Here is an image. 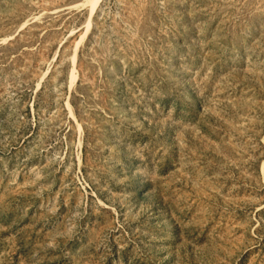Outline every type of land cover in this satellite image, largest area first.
I'll return each mask as SVG.
<instances>
[{
  "label": "rangeland",
  "instance_id": "1",
  "mask_svg": "<svg viewBox=\"0 0 264 264\" xmlns=\"http://www.w3.org/2000/svg\"><path fill=\"white\" fill-rule=\"evenodd\" d=\"M0 264H264V0H0Z\"/></svg>",
  "mask_w": 264,
  "mask_h": 264
},
{
  "label": "bare ground",
  "instance_id": "2",
  "mask_svg": "<svg viewBox=\"0 0 264 264\" xmlns=\"http://www.w3.org/2000/svg\"><path fill=\"white\" fill-rule=\"evenodd\" d=\"M99 2H100V0H90V3L92 5V13L95 10V8L97 7Z\"/></svg>",
  "mask_w": 264,
  "mask_h": 264
},
{
  "label": "trees",
  "instance_id": "3",
  "mask_svg": "<svg viewBox=\"0 0 264 264\" xmlns=\"http://www.w3.org/2000/svg\"><path fill=\"white\" fill-rule=\"evenodd\" d=\"M94 32V31H93Z\"/></svg>",
  "mask_w": 264,
  "mask_h": 264
}]
</instances>
